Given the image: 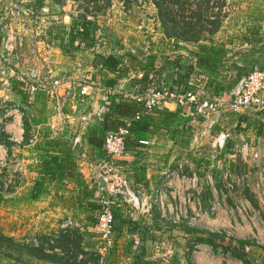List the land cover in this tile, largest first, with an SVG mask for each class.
<instances>
[{"label": "crops", "instance_id": "obj_1", "mask_svg": "<svg viewBox=\"0 0 264 264\" xmlns=\"http://www.w3.org/2000/svg\"><path fill=\"white\" fill-rule=\"evenodd\" d=\"M12 1H20L21 4L28 5L32 4L34 0H0V2L5 4H9ZM121 3L118 1L114 2L116 6L124 7V4L122 5ZM242 6L241 4L238 7L242 8ZM45 7L49 11V14H45L46 16L44 17V19L48 20L46 26L49 22L53 23L49 25V37H47L45 32L32 31L31 23L27 19L24 22L13 24L15 30L24 33V36H26L24 50L28 51L29 62L35 60L30 50L31 41H34L36 37L39 38V36L41 38H51L54 41L59 40V30L57 28L61 27V22L67 23L66 19L70 16L64 6L52 3L51 0H45ZM125 7L127 8V6ZM223 7L229 11L227 4ZM151 8L154 9L155 14L157 10L153 4ZM249 8L252 9L251 11L256 9V12L248 13L249 16H242L244 13L242 10L225 13L218 20L220 26L213 33L209 34V37L214 39L215 42L216 40L223 41L219 45L224 46L228 50L225 66L230 67L228 73L231 75L233 72L234 78L235 71L231 67L233 63L246 68L249 64H256L264 70V2L255 3ZM52 13H56L57 16L55 17L60 18L52 19ZM152 19L156 21V24L154 21L151 23L152 26L155 25L154 29L153 27H149V18H146L144 22L146 31L143 32L149 34L148 38L145 37L146 35L143 37L144 40L167 41V39H172L164 29V26H161L162 23L158 22L157 16H153ZM38 23H36L37 26ZM40 25V29L43 28V25ZM120 25L131 26L128 29L132 31L136 30L135 32L131 30V32H127L121 26H118L115 29L117 35L120 34L125 38L129 35L132 38H136V34L141 31L140 24L133 25L129 21H126ZM146 42L148 43L149 41ZM168 46L164 50H162V47H157L156 49L153 47L154 50L151 48V53L158 55V52H160L163 55L160 61L157 60V57L154 59L155 55L150 58V61H142V68H137V70L129 68L126 77L118 78L114 85L107 84V81L113 77L106 70H100V72L97 70L98 73L94 72L93 69H84L83 67L81 70L74 71V58L68 55L66 51L63 52L61 44L55 48L56 51L52 64L60 75H70L76 78L82 73L78 79H83L82 76L86 75L93 76L94 78L97 77L101 85L113 86L118 90L117 94L125 96L128 92L134 94L135 90H137L133 86L131 78L135 76L140 77L145 70L151 67L153 70H158L161 73V77L157 80L158 83H167L170 80H175L179 68H171L173 65L171 56L172 54L188 55V51L182 47L180 50L177 47L176 51H174L171 45ZM80 52L86 51L78 48L74 52V55ZM122 52L134 54L141 59V55H137L134 51H128L124 47H122ZM248 61L250 62L249 64ZM89 71L91 73L88 74ZM13 73V75L7 73L11 75L12 84L17 81L20 75L19 70L16 69L15 71V68H13ZM150 83L157 84L156 82ZM97 90L99 91L97 87H93L92 94L89 97L90 105L91 108L94 107L93 109H95L99 101V93H96ZM207 90L204 92L206 95H214L211 91ZM4 94L14 97L18 102H23L20 95L16 92H4L0 88V97ZM39 103L40 101L34 103L31 111L34 110L35 113L27 115L25 120L24 118L21 120L14 118L13 120L11 117L2 126L4 128L2 131L4 136L0 140V166L2 169L5 168V170L10 167V171L16 173L17 176L15 186H5L4 181L1 183L3 185L0 200L3 213L5 210L4 205H7L6 209L11 213L9 216L12 218L10 219V227H5V229L3 227L0 231L4 232L3 234H9L8 236L15 235L18 238L16 259L15 261L12 260V262L16 264H102L101 261L103 260L104 264H133L131 253L132 236L144 233L145 241L143 249L145 250V254L142 256L144 259L152 260L154 264H166L170 261L175 263L176 261L173 259H167L162 254V251H158L162 250L158 249L160 245L162 246V241L156 238L157 234L163 236L170 229L178 230L188 235L199 233L198 231H207L190 227L188 221L184 218L177 223L169 220L171 212L170 201L176 194L182 193L187 198V203H189V217L197 216L198 221H204L209 225L217 224L222 220L224 227L232 228L236 235H243V238H248L250 234L255 239L256 235L261 236V242L258 241L256 243L250 239L254 243L245 247V253L249 262L251 261L249 253L256 252L258 255L261 253L264 256V219L257 226H251L246 221L243 222V219H239V223H235L236 221L233 218V222L230 223L231 221L225 218L224 215L228 210L230 212L234 202L233 199L232 201H228L231 204L230 206L225 203L221 204L218 213L213 215L215 219L211 220L213 216L204 214L209 202L213 198L219 197L218 191L220 188L215 184L213 177L211 182H209L206 178V173L200 174V169H198L197 164L192 158H188V153L195 155L196 152L201 150L200 147H203V150L206 148L208 151H211L210 141L216 131L205 130L203 120L195 115V111L191 113L192 119L190 122L182 123L178 126L163 125L162 121L164 117L160 112L144 113L142 117L152 116L155 119V124L150 126L149 131L142 138L148 140L150 144L141 145L136 143L133 134L126 140V152L122 157L116 158L115 163L125 172L131 187L144 191L145 195L153 201V205L147 214L141 215L134 210L128 209L123 204L118 202L113 203V247L105 253L98 235L93 230L95 219L99 213L100 196L98 180L100 164L104 157H106L103 144L95 142L94 138L90 140L91 131L89 129L86 131L85 129L83 133V152L79 155H74L75 164H69L70 158L67 147L65 145L62 147L50 146L47 142L57 138H61L64 141L70 139L75 129L64 128L55 118H50V115L49 118H46L47 115L40 109L42 107ZM178 107L181 108L182 115L190 114V109H194L193 105L180 107L175 102H167L160 110L174 112ZM36 108H39V110H36ZM78 108L80 106L76 104L75 110ZM75 110H72V108L67 109L70 116L65 123L69 124L72 120L79 121L80 112H76ZM229 117L234 120V126L236 127L235 132L231 134L234 146L230 158L235 165L240 163L247 168L250 164L259 161L252 160L253 151H251V148L257 138L264 139V109L256 113L227 115L222 119L216 130L219 128L226 129L223 124L224 120ZM102 118H97L96 122L92 124L100 126ZM110 118L108 117V121H110ZM256 120L260 121V123ZM250 122L256 123V125L249 124ZM67 126L70 127V125ZM189 128L191 130L183 132ZM176 129L177 132L172 134V131ZM87 133H89V136ZM186 133L189 135L187 142L183 141V138H186ZM208 137H210L209 142L205 139ZM205 141L208 142L207 145L206 143L204 144ZM244 142L247 144L245 156L239 153L241 145ZM250 151L251 156L248 154ZM184 159H188L190 165L184 167L182 174L172 177L171 173L175 171L177 165ZM193 175L196 177L195 181H192ZM6 178V182H10L12 174H9ZM255 178H257L256 175ZM255 178L254 183L256 181ZM254 183L250 188L247 177L242 183L236 181L235 187H239L237 188L239 190L238 193L241 195L239 200L244 199L247 202L249 200L246 194L241 191H244L246 187L249 190L251 189L257 206H254L252 202L250 203L254 207L259 208V200L254 190ZM173 188L174 191H172ZM255 189H257V185H255ZM157 190L161 192V205L154 202ZM262 214L264 216V213ZM65 223L71 224L68 228H64L62 225ZM190 229L194 232H190ZM30 237H38L42 244L38 247L29 244L26 239ZM150 249H154V252L150 253L149 251H152ZM254 249H258V251ZM196 252L200 255L194 260L191 259L193 264H215L218 260L214 259L212 251L209 255L205 254L206 256L202 254L203 252H199V250ZM234 259L238 260L239 264H242L239 259ZM257 259L259 262H262L260 264L264 263V257ZM178 264L182 263L178 262ZM250 264L252 263L250 262Z\"/></svg>", "mask_w": 264, "mask_h": 264}, {"label": "built area", "instance_id": "obj_2", "mask_svg": "<svg viewBox=\"0 0 264 264\" xmlns=\"http://www.w3.org/2000/svg\"><path fill=\"white\" fill-rule=\"evenodd\" d=\"M44 3L45 0H34L32 4L28 5H23L20 1H12L9 4L0 2V84H2L3 88L5 87L12 92L11 75L14 74L13 68H15V71L16 69L19 70L20 75L17 78V87L25 94L27 102H18L14 97L4 94L0 102V132L3 131L4 128L2 126L8 118L12 117L13 120L14 118L23 119L27 115L25 113L28 111L29 103L36 97L45 99V102L49 100L53 117L62 123H65L70 116L65 113L66 109L72 108L73 110L77 104L80 106V126L72 133L70 143L73 153L79 155L84 148L83 133L91 118V113H88L87 109L90 108L89 97L92 94L93 87H97L100 91L98 92L99 101L92 113L98 118L104 115L107 102L111 96L118 93V90L113 86L101 85L97 77L93 81L92 77L87 75L82 76L83 79H75V77L70 75L63 76L58 74L56 69H54L52 59L56 51L55 48L60 45V40L54 41L47 37L41 38L39 36L41 39L36 37L34 41H31L30 45L31 54L34 55L35 60L33 62L28 61V51L24 50L26 36H24V33L15 30L13 24L24 22L25 19L31 24L42 21L46 16L45 11L47 10ZM124 9H122L123 14L117 16L113 14V9H107L102 22L96 19L97 30L94 37H89L87 40L78 38V41L75 42L79 46L85 47L83 49L87 51H95L96 54L101 53V55L95 57L93 62L94 72H97L100 68L99 60L102 56L121 52L113 36V24L121 22V16L128 15L131 17V15L135 14L132 8ZM76 17L77 14L69 23L61 25L60 36L63 35L65 39L67 38L72 22ZM76 30L81 32L83 29L81 26H77ZM123 63L127 65L126 60ZM82 68L83 65L79 60L73 63L74 71ZM184 72L185 69L179 71L178 77L175 78L176 82L173 85L157 87L156 84L150 83L147 91L136 94V101L140 109L136 111L133 119H139L144 113H152L156 109L162 108L167 102H175L182 107L193 105L195 115L203 120L205 130L216 131L210 141L211 149L221 151L231 138V134L226 129L219 128L216 130L225 116L256 113L264 109V70L258 65H254L250 71L242 75L230 91L223 96H197L182 84ZM116 73H112L111 76L114 77ZM131 120L125 119L124 124L117 131L110 132L104 136L103 147L106 157L100 164L98 180L100 210L95 219L93 230L98 235L105 253L113 247V203L126 204L128 208L141 215L147 214L153 205V201L139 188L135 191L131 189L123 175L122 169L115 163L116 158L122 157L126 152V139L131 135ZM139 143L141 145L150 144L148 140H140ZM239 151L244 156L246 155L247 144L245 142L241 145ZM252 160H262V166L259 167L257 177L260 189L257 187L258 192L256 194L259 203L264 206V139L257 138L254 141ZM186 165H190L188 159H184L178 164L171 176L182 174ZM248 176L249 172L247 169L239 172L225 170L221 174L222 187L219 189L218 195L221 198L227 195L228 192L234 190L236 181L242 183ZM206 178L211 182L212 176L210 173H206ZM195 180L196 177L193 175L192 181ZM155 194L154 202L161 205V192L157 190ZM180 202L185 205L187 199ZM184 205L179 204L175 207V215L170 219L171 221L174 223L179 221L185 209ZM217 206L218 198H213L204 214H213L218 209ZM237 206L236 208L239 212H246V208H248L243 199ZM70 224L65 223L62 227L68 228ZM26 241L35 247L42 244L38 237H30ZM141 243L142 236L140 239L139 235H135L133 237L135 252H138V247ZM101 263L104 264V261L102 260Z\"/></svg>", "mask_w": 264, "mask_h": 264}, {"label": "rangeland", "instance_id": "obj_3", "mask_svg": "<svg viewBox=\"0 0 264 264\" xmlns=\"http://www.w3.org/2000/svg\"><path fill=\"white\" fill-rule=\"evenodd\" d=\"M108 1L109 0H98L95 3L87 4L86 1H84V0H51L52 3H56L57 5L64 6L67 9L68 14L70 15L66 19L67 23H69L73 19V17H75V15L77 13L83 12L84 9H87V12H90L88 14L89 16L96 15V16H94L95 21H96V19H99L100 22H102L103 16H105L104 13L109 8L113 9L112 12L115 16L122 15L123 14V12H122L123 8H125V9L132 8L134 10L135 14L131 15V17L128 15L121 16V22H115L113 24V27H112L114 30L113 36H114V39L116 41L117 46H119L121 51H122V47H124V49H127L128 51H134L137 55H141V59L143 62H147V60L150 61V58L154 57V55H155L154 59H156V57H157L158 61H160V59L163 57V55L160 52H158V55L151 53V51H152V50H150L151 48L154 50V48L156 49L157 47H162L163 48L162 50H164V49H166V47L168 45H171L173 47L172 49L174 51H176L177 47H179L178 50L181 49V46H179V45H184V44L188 43V47H190V49H191V46H193L194 43L187 42V40L188 39L203 40V39L208 38L209 34L212 33V29L214 30V24L212 25V23H214V21L218 22V20H220L225 15V13H232L236 10H238V11L242 10L244 12L242 14V16H249L248 13H250V12L255 13L256 12V9L254 11H251L252 9L249 8L251 5H253L255 3H261V2L263 3L264 2V0H177L176 4H173L172 2H169V0H154L161 6V9H162L161 16H163V18H162V17H159L158 11H156L154 14V9L151 7H152V4L154 6H155V4L152 0H125V2H122V3L120 2L122 5L124 4V7L123 6H116V4H114V3H111L110 5H108ZM115 2H117V0ZM225 3L227 4L229 11H228V9H225L223 7L225 5ZM241 4L243 6H242V8H239L238 6ZM125 6H127V8ZM236 7H238V8H236ZM155 8H156V6H155ZM156 10H157V8H156ZM152 12L154 15L151 14ZM45 14H49V11L46 10ZM52 14H53L52 19L60 18V17H55V16H57L56 13H52ZM153 16H157V18L159 19L158 22L159 21H160V23H162V21L164 22V24H163L165 26L164 29L168 32V35H170L172 39H167V41H157V40L148 39V40H146V41H149L148 43L144 40L143 37L145 35H146L145 36L146 38L149 37V34H147V32H143V31H146L144 22H145L146 18L147 19L149 18V20H150V22H148V23H150L149 27H153V29H154L155 25L152 26V24H151L153 21L156 24L155 19L154 20L152 19ZM198 17L204 22L203 30H201L200 28L198 29V27L196 26L195 22H196V19ZM63 18H64V16H63ZM126 21H129L133 25H138V24L141 25V31L138 34H136V36H137L136 38H132L131 35H129L126 38L124 36H121L120 34L117 35L115 29H117L118 26H121L124 31H127V32L132 31L131 29H128L131 26L128 27V26L120 25L121 23H124ZM47 22H48V20L43 19L42 21H40L38 23V26L36 24H31L32 31L37 30L40 33L45 32L47 37H49V34H50V33H48L49 25L53 24V23L49 22V24L46 26ZM61 23H62V26L66 24V23L64 24L63 22H61ZM192 23H195V24L193 25ZM39 24H42L43 28L40 29L41 25L39 26ZM161 26H162V24H161ZM37 27H39V28L37 29ZM135 31L136 30H133L132 32H135ZM221 42H223V41L216 40V43L218 45L221 44ZM176 45H178V46H176ZM79 48L82 51H86V52H80L77 55H74L73 56V58H74L73 62H76L79 60L82 63L84 69L88 68V69L92 70L95 57L97 55H101V53L96 54L95 51H87V50L83 49L85 47H82V46H79ZM182 55L172 54V56H171L172 62H173V65L171 67L172 69L179 68L178 71L185 69L186 65L188 64L187 62L189 61L188 60L189 57L186 54H182ZM177 58H181V60L178 59L179 61H177V63H176L175 61L177 60ZM90 71L88 72V74L91 73ZM178 71H177V77L179 74ZM81 74H80V76H81ZM231 75H233V72ZM80 76L78 75L75 79H78V77H80ZM92 79L94 81L93 76H92ZM175 82H176V80H175ZM175 82L172 83V85L175 84ZM161 84L165 85L164 83H161ZM1 85L2 84H0V88L4 92L5 91L8 92V89L5 87L3 88ZM94 91H96V90H94ZM98 92L99 91L97 90L96 93H98ZM204 96L209 97L206 94H204ZM2 97H0V102L2 100ZM38 101H40L39 104L42 107L40 109L43 111V113H46V115H47L46 118H49V115H50V118L51 117L54 118L53 113L51 111V103L49 102V100H46V102H45V99L42 100V98H38V97H36L32 102L29 103L28 111L25 114L29 115L30 113H35L34 110L31 111V109L34 107L33 106L34 103H36ZM93 108L94 107L91 108V105H90V108L87 109V112L91 113V118H90L87 125L95 123L96 122L95 120L98 118L97 116H94L92 114ZM37 109L39 110V108H36V110ZM75 111L79 112L80 108L76 109ZM65 113L68 114L67 109H66ZM249 117H252V116H249ZM59 123L64 128L67 127L69 129H78L80 126V121H78V120H72L69 124L62 123V122H59ZM67 125H70V127H68ZM223 125L226 128V130L228 129L227 131L230 134L235 132L236 127L234 126L235 123H234V120L232 118L229 117L228 119L224 120ZM58 127H60V126H58ZM231 129H233L234 131L233 130L231 131ZM212 132H214V131H212ZM211 135H212V133H211ZM208 136H210V135H208ZM205 139H207V141H208L210 139V137L205 138ZM207 141H205L204 144L206 143V145H207V143L209 142V141L208 142ZM200 149L201 150L199 152H196L195 155L188 153V158L189 159L192 158V160H194V162L198 166V169H200V171H201L200 174L207 173V172L210 173L212 166H207L208 162L213 159L210 155L211 154H213V155L217 154L218 151H214V150L208 151L206 148H204V150H203V147H200ZM251 151H253V145H252ZM251 151L248 152V154L250 156H251ZM239 153H241V152H239ZM262 160H259V161L255 160L257 162L250 164V166H247V168H246L249 172L248 185H250V188L253 186L255 175H256V177H258V172L260 169L259 166L260 167L262 166ZM200 162H202V163H200ZM218 169H219V171L221 170V168H219V167H218ZM233 169L235 170V168H233ZM9 174H12V180L10 182H6L7 181L6 176H8ZM123 175L127 179L125 172H123ZM255 180L256 181L254 184L257 185L258 189H260V185H259V182H257L258 181L257 178H255ZM3 181L5 183V186H8V185L15 186V184H16L15 181H17V176H16V173L10 171V167H8L5 170V168L2 169L0 166V185H1V183H3ZM127 181H128V179H127ZM128 184H129V182H128ZM255 185H254V190L257 193L258 191H257V189H255ZM129 186L131 187L130 184H129ZM237 188H239V187L236 186L233 191L228 192V194L222 196V198L220 196L218 197V206H217L218 209L213 214H211V216L218 213V210L220 209V206L222 203L229 204V206H230L231 204L228 201H232V199H233L234 205L232 204V208H231L230 212H229V210L226 212V214L224 215L225 218L229 219L231 221L230 223L233 222V218H234V221H236L235 223H239V219L240 220L243 219V222L246 221L247 224H249L251 226L259 225L260 221L262 219H264L263 218L264 216L262 214V213H264V206L259 203V208L254 207L250 203L251 202L250 198H248V196H246L247 199L249 200V202L245 201L244 199H243V201H244L246 207H248V208H246V212H242V211L239 212L237 210V208H239L237 205L240 202H242V200H239L241 195L238 193L239 190H237ZM131 189L134 191L136 190L133 187H131ZM172 191H174V188ZM0 192H2L1 186H0ZM142 192L144 193V191H142ZM241 192H244V191L242 190ZM183 197H185V196H183V193L182 194H176L175 197L170 201L171 202V212H170L169 220L172 217H174V215H175V207H177L179 204L184 205L180 201H183L187 198L185 197L183 199ZM229 197H230V199H229ZM190 202H192V201L190 200ZM9 203H13V202H9ZM118 203H120V202H118ZM120 204H123V203H120ZM188 204L189 203H187V202L185 203V205H184L185 209H184V212L182 213V215L180 216L179 221L182 218H184L188 221L190 227H196V228H199L201 230H207V231L226 232V234H228V235H227V237H225L221 240L215 239L216 240L215 243L218 246L217 251H215V249H213L209 245L198 244V245H194L191 249L192 251L190 252L189 247L193 241V237L199 236L200 233H191L188 235V234H185L181 231L170 229L167 232V234H164L163 236H160L157 234L156 238L157 239L159 238L162 241V246L160 245V247L158 248V249H162V250H158V251H162L163 252L162 254H164V256L167 259H169V260L173 259L174 261H176L175 263L170 261L166 264H176V263L178 264V262H181L182 264H184L186 257H187L186 254L189 252H190V259L194 260L196 257H198L200 255L198 252H196L198 250H199V252H203L202 254L204 256H206L205 254L209 255V253L212 251L213 252L212 256L214 257V259H218L215 264H239L240 262L238 260L232 258L228 254H225L223 251L224 247H226L227 245H230V244L235 245V243H233L229 240L228 236L232 237L234 239H249V240L251 239L252 241H254L256 243L258 241L261 242V238H260L261 236H258L256 234H255L256 236L254 235L256 237V239L253 238V235H251V234L248 235V238L247 237L243 238L242 237L243 235H236L232 228H228L226 226L225 227L223 226L222 220L217 224L209 225L208 223H206L204 221H198L197 216L189 217L188 216ZM123 205H125L128 208V206L126 204H123ZM10 206H12V205L10 204ZM236 206H237V208H236ZM4 207H5V210L3 213L1 205H0V229L1 228L3 229V227L5 229V227H10L9 225H11L10 219H12V218L9 216L11 213L6 209L7 205H4ZM128 209H130V208H128ZM213 219H215L214 216L211 220H213ZM0 233H2V232L0 231ZM3 233H2V235L8 237L9 241H4V240H1V238H0V264H16L15 262H12V260L15 261V259H16V254H17V248L16 247L17 246H15V245L18 244V242H17L18 238L15 235L14 236H8L9 234H3ZM140 234L141 235H139V238L141 239V236H142V239L145 241L144 233H140ZM135 235H138V234H134L132 236V240H133V237ZM203 235H204L203 237H206L205 234H203ZM150 250H152V251H149L150 253L154 252V249H150ZM254 250L258 251V249H254ZM159 254L161 255V253H159ZM249 257L251 259L250 262L252 264H260L262 262H259V260L257 258L264 257V256L261 253H259V255H258L256 252H252V253H249Z\"/></svg>", "mask_w": 264, "mask_h": 264}, {"label": "trees", "instance_id": "obj_4", "mask_svg": "<svg viewBox=\"0 0 264 264\" xmlns=\"http://www.w3.org/2000/svg\"><path fill=\"white\" fill-rule=\"evenodd\" d=\"M86 1L87 4L95 3L98 0H84ZM116 0H109L108 5L111 3H114ZM119 2H125V0H117ZM157 8L158 15L159 17L161 16V6L154 0H152ZM169 2H172L173 4H176L177 0H169ZM90 12H87V9H84L83 12L77 13V17L73 20L72 26L70 27V32L65 39L64 36L60 37L61 33V27H58V38L60 40L61 44V49H63V52H67L68 55L74 56V52L78 50L79 45L76 44L75 42L78 41L77 39L80 38L81 40H87L89 37H94L95 32L97 30L96 21L94 20V16H89ZM200 17V16H199ZM196 19V26L198 29L200 28L203 30V24L204 22L200 18ZM195 23H192L193 25ZM164 22L162 21V25ZM214 24V30L212 29V33L215 31L216 28L219 27V21L212 23ZM77 26L82 27V31L78 32ZM164 26V25H163ZM186 26V25H185ZM165 27V26H164ZM66 44H65V43ZM187 42H192L194 43L193 46L190 47L186 46L188 43L184 44L181 46L183 49L188 51V57L189 61L187 62L188 64L185 67V72L182 75V84L189 89V91H192L195 93L197 96H204V92L211 91L214 95L217 96H223L227 94L230 89L235 85L237 80L244 74H246L248 71H250L254 65L249 64L250 60L248 61L249 66L242 67L240 65H237L233 63L232 70L235 71V78L233 75H229V68L226 67L225 63L227 61V49L222 46L218 45L214 39L211 37H208L203 40L199 39H188ZM178 44V43H177ZM178 46V45H176ZM119 48V47H118ZM121 50V49H120ZM178 59L181 60V58H177L175 61H179ZM127 61V65L123 63V61ZM100 70H106L109 72L110 75L112 73L117 72L113 78L109 79L107 81V84L109 85H114L116 83V80L120 77H126V74L129 70V68L137 70V68H142L141 63L142 59L138 58L134 54L130 53H124V52H118L116 54H108L104 55L100 58ZM97 71V72H98ZM98 72V73H99ZM231 73V72H230ZM229 75V76H228ZM112 77V76H111ZM161 77V73L158 70H153L152 67L148 70H145L140 77L135 76L134 78H131V82L133 86L136 87L137 90H135L134 94H130L129 92L124 96L123 94H115L111 96L110 100L106 104V110L104 112V115L102 116V122L101 125H93L90 124L86 127V131H91L90 136L89 133L88 136L90 137V140L93 138L95 139V142L104 144V139L108 133L110 132H115L124 124L125 119H132L131 120V126H130V133L134 135L136 143L140 144V140H144L143 135L147 131H149V128L152 124H155V119L152 116H145V117H140L139 119L134 120L133 117L138 109H140L139 104L136 101V94L144 93L145 91L148 90V85L150 82H156L157 87H161L162 84L158 83L157 80ZM129 81V80H128ZM171 81V80H170ZM168 81L167 83L165 82V85H172V83L175 82L173 81ZM155 84V83H154ZM13 91L16 92L17 94L20 95L22 99V103H27L26 102V97L23 92L18 89L17 87V81L13 82L12 85ZM197 91V92H196ZM181 107V106H180ZM160 112L163 115V121L162 124L166 126H178L181 125L182 123H187L190 122L192 119L191 113L194 112V109H190V114H181V108H177L174 112L171 111H165V110H160L156 109L155 111ZM27 116V115H26ZM24 116V120L26 118ZM108 117L110 118V121H108ZM166 118V119H165ZM258 121V120H256ZM260 123V121H258ZM257 122V123H258ZM249 124H254L256 123H249ZM93 125V126H92ZM27 127V126H26ZM187 130H191V128L184 130L183 132H187ZM176 130L172 131V134L176 133ZM188 133H186V138H183V141L187 142L188 140ZM4 136L3 132H0V140L2 139L1 137ZM128 139V138H127ZM126 139V140H127ZM230 138L227 142L225 147L221 150L218 151L217 154H211L213 155L211 161L208 162L207 166H212L210 174L215 180V184L221 189L222 183H221V174L225 170H229L230 172H239L243 169H246V166L237 163L236 165L234 164L233 160L230 158L233 152V146H234V140ZM50 146H56V147H62L66 146L68 150V155L70 158L69 164L73 165L75 164V159H74V153L71 149V143L70 139L63 140V139H51L50 141L47 142ZM210 155V156H211ZM213 161V163H212ZM219 168L221 170L219 171ZM235 168V170L233 169ZM208 173V172H207ZM39 177V176H38ZM37 177V178H38ZM36 178V179H37ZM38 180V179H37ZM38 183V182H37ZM2 187V185H0ZM244 193L248 198H250V201L254 206H257L256 200L254 198V194L249 190V188H245ZM100 194V193H99ZM1 192H0V200H1ZM99 210H100V203H99ZM113 212V211H112ZM114 217V215H113ZM190 232H194L192 229H190ZM201 235L193 237V241L190 244V249L189 251L191 252L192 247L198 243H203L212 246L213 249L217 251V244L215 243V239H223L227 237L225 232H210V231H198ZM113 233H114V226H113ZM205 234L206 237H203ZM0 238L1 240L4 241H9L8 237L2 235L0 233ZM231 242H234L235 245H227L224 247L223 251L225 254H228L234 258L239 259L242 264H250L249 260L247 259V255L245 253V247L252 245V241L248 239H234L232 237H228ZM143 244L144 240H142L141 245L138 247V252H135L133 248V240H132V247H131V253L133 257V264H154V261H150L149 259H144L142 256L145 254V250L143 249ZM17 246V245H15ZM190 252L186 254V260L185 264H193L190 259Z\"/></svg>", "mask_w": 264, "mask_h": 264}]
</instances>
